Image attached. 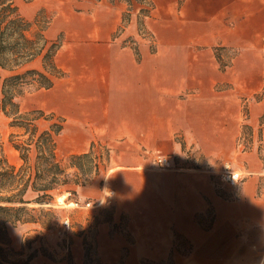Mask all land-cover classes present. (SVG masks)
<instances>
[{"label":"crops","instance_id":"obj_1","mask_svg":"<svg viewBox=\"0 0 264 264\" xmlns=\"http://www.w3.org/2000/svg\"><path fill=\"white\" fill-rule=\"evenodd\" d=\"M230 1H185L181 17H168L149 43L123 39L130 20L122 28V16L114 22L105 11L61 17L45 30L49 40L48 28L62 33L54 61L64 74L38 89L40 109L62 120L59 152L115 141L106 176L122 188L135 184L124 264L264 260V45L259 32L227 18ZM222 50L232 51L228 62ZM187 152L190 162L229 160L240 179L222 182L220 164L193 166ZM159 153L169 166L178 153L179 167L158 170Z\"/></svg>","mask_w":264,"mask_h":264},{"label":"rangeland","instance_id":"obj_2","mask_svg":"<svg viewBox=\"0 0 264 264\" xmlns=\"http://www.w3.org/2000/svg\"><path fill=\"white\" fill-rule=\"evenodd\" d=\"M152 1L154 9L148 18H144L145 30L143 32L145 34L143 35L137 29L136 13L138 6L134 5L131 11L130 21L126 25L123 39H126L132 45L137 42L143 43V39L148 43L152 41V31L164 25L168 17H181L182 5L187 0ZM15 2L20 13L29 20L32 19L38 9L42 8L45 14L50 16V24H52L53 20L61 17L69 21L72 16L89 15L91 11H97L98 15H102L105 11L110 20L115 22L127 8L123 2L115 1L111 4L107 0H15ZM229 6L227 18L245 33L251 31H254V33L259 32L260 42L264 45V28H262L264 26V0H232ZM58 30L60 29L53 26L48 28L47 36L52 39H56L59 35L62 36L61 31ZM140 32L142 33V31ZM217 53H219L217 56H219L220 61L224 63L228 62L232 51L222 50V52ZM223 53H226V55H221ZM33 65L37 66L38 64L35 62ZM41 93L42 90L25 93L17 99L19 109L27 111L42 108ZM45 113L48 112L45 111ZM38 124L40 127H45L47 121L40 119ZM17 131L9 126V118L0 112V160L14 165L16 168L22 164V160L18 151L10 143V133ZM248 136H243L244 142L249 138ZM126 142L129 143L128 141ZM116 143L115 141H110L107 144L106 141L105 143L100 142L98 145H94L88 151L87 156L81 157L76 161L80 166L79 170L68 167L67 157L59 152V144L57 146L55 144L56 156L65 166L68 174L67 178L70 181L67 184L58 186L53 191V198L50 202L43 204L30 202L26 204L28 208L35 209L32 213L40 222L47 217L38 212L40 208L43 210H55L54 215L56 218L51 219L52 226L48 229L42 228L39 223L32 222L10 227L9 233L12 246L15 250L21 252L20 255L13 256L14 260L26 259L28 254L37 248L36 253L28 264H86L84 248H87V254L92 258H99L102 262L111 263L112 261L122 260L125 263L128 252L133 248L131 245L134 239L133 229L130 215L127 214L126 208H129L128 206H132L134 203L135 184L132 182L129 187L125 186L122 188L121 184L118 186L112 178L109 180L106 176L111 166V161L108 160V153H111V148L114 149L112 145ZM130 147H132L131 143ZM158 156L163 155L159 153L154 158V165L157 169L156 158ZM178 157H180L178 153L175 155L173 153L171 157L172 163L168 169L179 167L177 164ZM184 159L185 161H191L188 152L185 153ZM209 159L199 157L198 160L190 163L196 167L207 163L208 166L205 168L210 171V169L219 168L217 163L221 167L229 162V160L221 161L214 156ZM106 192H109L110 196ZM34 196L35 193L31 191L25 193V198L31 199ZM63 219H66L67 222H63ZM176 239L181 241L179 237H176ZM184 249H186V246ZM147 264H172L171 256Z\"/></svg>","mask_w":264,"mask_h":264},{"label":"trees","instance_id":"obj_3","mask_svg":"<svg viewBox=\"0 0 264 264\" xmlns=\"http://www.w3.org/2000/svg\"><path fill=\"white\" fill-rule=\"evenodd\" d=\"M107 1L111 4L123 2L127 7L121 14L122 28L137 5V29L140 34H145L144 18L153 8L152 0ZM50 20L42 8L29 20L20 13L15 0H0V112L9 118V126L18 130L10 133V143L22 160L18 168L0 160V264L29 263L37 248L26 259L14 260L13 256L21 252L12 246L9 229L26 222L50 228L51 219L56 218L55 210L40 208L38 212L47 216L40 222L32 213L35 209L26 204L50 202L53 191L70 181L65 166L55 153V137L62 127L61 118L41 109L21 111L17 102L25 93L50 88L54 80L64 74L54 61L60 38L49 40L44 34ZM35 62L37 66L33 65ZM40 119L47 121L45 127L39 126ZM87 153L70 154L68 167L79 170L76 161ZM27 191L35 196L25 198ZM84 249L86 264H124L122 260L102 262L99 258H92L87 254V248Z\"/></svg>","mask_w":264,"mask_h":264},{"label":"built area","instance_id":"obj_4","mask_svg":"<svg viewBox=\"0 0 264 264\" xmlns=\"http://www.w3.org/2000/svg\"><path fill=\"white\" fill-rule=\"evenodd\" d=\"M156 162L158 164L159 168H167L169 166V160L165 156H158L156 158ZM218 175L219 179L226 183H232L240 179V172H237L236 170L232 169L228 164H223V166L216 172ZM107 195L110 196L109 192H106ZM63 222H67L66 219L62 220ZM259 264H264V260H261Z\"/></svg>","mask_w":264,"mask_h":264}]
</instances>
